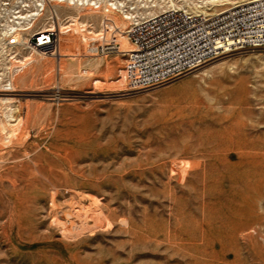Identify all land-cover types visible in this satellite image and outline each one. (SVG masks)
Instances as JSON below:
<instances>
[{
    "label": "rangeland",
    "instance_id": "obj_1",
    "mask_svg": "<svg viewBox=\"0 0 264 264\" xmlns=\"http://www.w3.org/2000/svg\"><path fill=\"white\" fill-rule=\"evenodd\" d=\"M249 1L0 0V264H264V48L144 89L120 54Z\"/></svg>",
    "mask_w": 264,
    "mask_h": 264
},
{
    "label": "built area",
    "instance_id": "obj_2",
    "mask_svg": "<svg viewBox=\"0 0 264 264\" xmlns=\"http://www.w3.org/2000/svg\"><path fill=\"white\" fill-rule=\"evenodd\" d=\"M58 36L56 30L39 31L31 43L51 54ZM126 37L131 48L120 53L123 81L133 88L157 87L216 59L221 50L264 48V5L242 3L214 15L167 10L131 25Z\"/></svg>",
    "mask_w": 264,
    "mask_h": 264
},
{
    "label": "bare ground",
    "instance_id": "obj_3",
    "mask_svg": "<svg viewBox=\"0 0 264 264\" xmlns=\"http://www.w3.org/2000/svg\"><path fill=\"white\" fill-rule=\"evenodd\" d=\"M53 2H58V3H61V2H63V0H52ZM255 0H252V1H249V2H247V3H250V2H254ZM159 14V13H158ZM191 14H194V15H198V14H195V13H191ZM157 15V14H156ZM199 15H202V14H199ZM207 15V14H206ZM151 17V16H150ZM148 18V17H147ZM126 19H128V18H126ZM145 19V18H144ZM142 20V19H141ZM128 41V39H127V37H126V42ZM127 44H128V50L131 48V46H130V43H129V41L127 42ZM127 50V51H128ZM199 68V67H198Z\"/></svg>",
    "mask_w": 264,
    "mask_h": 264
}]
</instances>
